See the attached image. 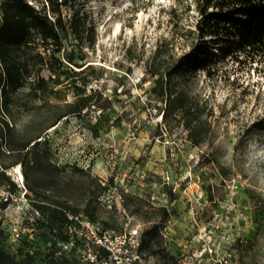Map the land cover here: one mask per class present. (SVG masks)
<instances>
[{"label":"rangeland","instance_id":"1","mask_svg":"<svg viewBox=\"0 0 264 264\" xmlns=\"http://www.w3.org/2000/svg\"><path fill=\"white\" fill-rule=\"evenodd\" d=\"M27 1L53 20L61 16L59 55L93 65V74L86 70L93 96L70 113L80 98L74 85L49 99L30 92L27 81L10 91L0 123L3 115L12 134L0 140V167L11 166L16 186H0L19 199L0 196V247L18 260L32 255L29 264L50 263L51 224L32 207L48 194L135 233L150 264H264V59H246L233 45L240 61L224 55L227 42L200 38L195 0ZM74 14L77 28H87L81 35L70 26ZM34 37L44 52L41 35ZM204 41L212 44L207 68L173 75L190 111L163 119L166 101L153 91L150 65L175 68ZM185 119L199 126L198 145ZM37 136L39 147L21 150Z\"/></svg>","mask_w":264,"mask_h":264},{"label":"trees","instance_id":"2","mask_svg":"<svg viewBox=\"0 0 264 264\" xmlns=\"http://www.w3.org/2000/svg\"><path fill=\"white\" fill-rule=\"evenodd\" d=\"M49 4L59 5V0H46ZM196 7L201 16L197 22V31L200 38L212 36V43L227 42L228 48L224 55H234L239 59V55L233 51L234 46H240L243 57L254 60L264 59V0H195ZM2 16L0 25V110H8L12 102L10 91L17 89L24 81H27L30 92L41 98L54 96L59 97L63 86H73L77 89L76 93L80 98L77 100L74 109L70 113H80L86 109L93 96V92L87 95V87L91 82L90 75L94 73L93 65L81 68L76 65L73 58L67 62L59 55L62 49V41L59 33V26L62 25L61 16L55 20L47 16L43 11L36 9L27 0H5L1 4ZM70 26L79 35L87 30L77 28V16L74 14L70 20ZM89 30V29H88ZM42 37L45 51L38 49V44L34 37L35 34ZM211 43V42H210ZM204 41L196 46L195 53L188 55L185 63H180L175 68L154 65L151 67V74L156 77L153 91L166 101L163 108L162 118L168 119L178 112L190 111L187 95L184 91L178 90L172 83L173 75L179 68L183 75L193 74L199 70L206 69L207 59L211 53V45ZM234 45V46H233ZM55 46V48H53ZM242 61V59H239ZM48 68L51 74L45 77L41 70ZM76 68H81L77 70ZM87 68L91 69L86 73ZM36 71V75L34 72ZM86 73L82 77L80 85L74 84V80ZM65 115L61 116L60 121ZM2 129L0 130V140L8 139L12 134V127L9 121L2 115ZM185 127L190 131L189 135L195 144H199V126L193 124V119L184 120ZM41 136L25 144L21 150L26 149L32 143L35 148L39 147ZM28 156V153L25 157ZM17 163L24 164V158ZM14 165V164H13ZM12 165V166H13ZM7 167H0V182H8L10 187L16 186L10 176L7 175ZM26 179H30L26 174ZM34 191V188H31ZM12 191V190H11ZM34 212H39L37 217L47 215V223L51 224L49 231V241L51 248L49 251V264H82L76 251L63 252L57 254L54 237L65 239V227L70 223L69 214H84L90 219L97 221L93 213L88 208H80L68 202L55 199L48 194L44 199L36 200L32 203ZM40 220V219H38ZM37 222V221H36ZM104 226L113 228L107 223ZM22 238V237H21ZM140 248L144 251L143 240ZM33 258L27 255L23 260H18L16 256L7 249L0 247V264H29Z\"/></svg>","mask_w":264,"mask_h":264},{"label":"built area","instance_id":"3","mask_svg":"<svg viewBox=\"0 0 264 264\" xmlns=\"http://www.w3.org/2000/svg\"><path fill=\"white\" fill-rule=\"evenodd\" d=\"M0 196L6 202L19 199L5 186H0ZM69 219L65 227L67 238L54 237L57 254L76 251L82 264H150L135 233L106 227L82 213L69 214ZM12 232L17 239L22 237L21 227H13Z\"/></svg>","mask_w":264,"mask_h":264},{"label":"bare ground","instance_id":"4","mask_svg":"<svg viewBox=\"0 0 264 264\" xmlns=\"http://www.w3.org/2000/svg\"><path fill=\"white\" fill-rule=\"evenodd\" d=\"M13 171L18 176L19 179H21V180L24 179V176H23V173H22V170H21L20 166H15L13 168ZM183 264H189V263L185 262Z\"/></svg>","mask_w":264,"mask_h":264}]
</instances>
